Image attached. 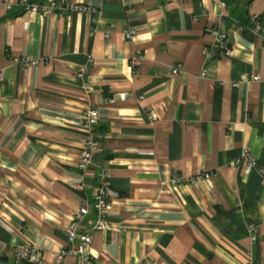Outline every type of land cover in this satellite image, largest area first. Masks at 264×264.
<instances>
[{
  "label": "crops",
  "instance_id": "1",
  "mask_svg": "<svg viewBox=\"0 0 264 264\" xmlns=\"http://www.w3.org/2000/svg\"><path fill=\"white\" fill-rule=\"evenodd\" d=\"M52 1L91 10L24 11ZM216 22L231 54L205 61ZM241 75L259 80L233 87ZM91 109L101 148L81 173ZM243 148L264 169V0H0V264L17 244L57 264L83 204L74 244L91 234L92 264H264V182L235 165ZM103 169L117 196L90 231Z\"/></svg>",
  "mask_w": 264,
  "mask_h": 264
},
{
  "label": "built area",
  "instance_id": "2",
  "mask_svg": "<svg viewBox=\"0 0 264 264\" xmlns=\"http://www.w3.org/2000/svg\"><path fill=\"white\" fill-rule=\"evenodd\" d=\"M7 8L9 6L7 5ZM56 10H72L77 12H88L91 9L87 6L80 4L70 3L67 5H61L57 2L52 1L49 4L38 5V4H28L24 7L25 13L28 14H43L51 15ZM208 33L212 38V43L208 46L203 47L201 54L205 61H208L217 57H226L231 54L230 49L228 48V39L227 35L220 28L219 23L216 22L213 26L209 27ZM123 36L125 39H132L135 36L134 30L124 31ZM141 57L139 54H136L130 60L131 68L135 69L139 66ZM90 62V59H89ZM13 63L24 68L36 67L39 65V59H33L30 57H20L14 58ZM179 65H176L170 69V73L175 75L179 72ZM86 68L82 67L77 73V77L82 79L84 76ZM205 76V72L201 74ZM258 75H254L251 79H248L245 75H241L239 80L232 83L233 87H237L241 83H248L249 81H258ZM151 119H154V115H150ZM99 118L96 110H88L84 114V136H83V148L79 154V158L76 162L77 169L84 173L93 165V160L95 155L98 153L101 148V143L99 139L94 135V128L98 125ZM235 165L246 164L248 167L256 169L260 174L264 182V169L258 165L254 156L246 148L241 149L239 155L234 159ZM210 178V173H203L199 175V179H208ZM193 182V178L187 179H173L174 184L179 182ZM73 189L82 190L83 185L81 182L75 183ZM117 194L111 189L109 184V176L106 170H102L96 187V194L94 201L92 203V209L95 214V221L90 229V231H103L109 226L108 219L112 214L113 207L111 199L116 197ZM89 213V208L86 204L81 205L73 212V218L70 224L65 229L67 246L61 249L55 256V262L60 264L63 259L67 256H76L79 258V264H92L91 257L89 254V244L91 242V234L86 233L79 237L80 242L75 245L74 241L77 237V229L79 224L84 220L85 216ZM250 239L255 241L257 238V227L253 224L248 225L247 227ZM11 257L13 264H45L44 260L41 258L40 250L31 245H14L10 249Z\"/></svg>",
  "mask_w": 264,
  "mask_h": 264
}]
</instances>
